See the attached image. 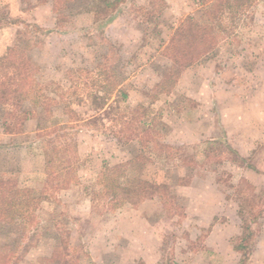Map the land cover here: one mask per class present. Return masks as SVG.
Here are the masks:
<instances>
[{
	"label": "rangeland",
	"instance_id": "rangeland-1",
	"mask_svg": "<svg viewBox=\"0 0 264 264\" xmlns=\"http://www.w3.org/2000/svg\"><path fill=\"white\" fill-rule=\"evenodd\" d=\"M4 1L21 23L0 27V54L23 23L40 26L29 54L55 101L15 133L0 107V174L49 196L29 215L0 218V264H264V0L225 31L208 20L215 0H127L109 22L95 11L102 0ZM189 18L216 43L161 91L172 37ZM102 63L115 91L71 98L76 76ZM55 127L67 132L58 141L75 180L64 156L47 165L50 139L39 133ZM106 170L149 192L113 205L98 182ZM245 223L246 256L235 247Z\"/></svg>",
	"mask_w": 264,
	"mask_h": 264
},
{
	"label": "trees",
	"instance_id": "trees-1",
	"mask_svg": "<svg viewBox=\"0 0 264 264\" xmlns=\"http://www.w3.org/2000/svg\"><path fill=\"white\" fill-rule=\"evenodd\" d=\"M71 1L72 0H54V7L58 9L59 5L57 4ZM126 1L127 0H102L97 5V9L95 7L97 14L104 15L99 21L105 20L109 22L112 17H114L116 9L121 8V3ZM161 1L163 3L161 7H164L165 0ZM257 1L258 0H215L209 7L207 6L212 9L208 11V16H210L208 20L224 31L229 25L234 28L242 22V19L246 16L244 15L246 10ZM149 2V5L154 4L155 6L158 5L159 1L150 0ZM203 12L206 13L207 9ZM19 23H21L19 17L9 14L6 2L0 0V27L5 28L6 26H12L13 24L17 25ZM23 24L25 28L23 30H17L14 42L9 44L5 51L0 54V107L3 112V127L6 132L9 133L22 131L25 122L33 117V114H35V111L38 109L46 107L45 109L50 112V109H48L49 103L55 101L52 98H47V96L43 95L41 92L40 83L35 77L38 66L31 59L29 54L30 50L41 40L39 36L41 32L38 33L39 30L41 31V27L37 25L31 26L28 23ZM30 27L33 29H30ZM214 40L215 37L210 27L202 25L195 18H189L180 24L176 35L174 34L171 40V44L173 47L175 46V51H173V55H171L172 64L164 73L162 80L158 82L157 87L159 90L163 91L166 86H174L183 68L192 64L199 56H202L212 49L216 43ZM194 44L199 46L201 51H199L197 57L194 55L190 58L194 50ZM74 86L76 89L71 93V98H75V100L79 98V101L82 102V96L84 95L78 89H83L84 91L89 90L91 93L90 89L92 86H95L111 94L118 87L117 81L112 75L107 63L99 64L95 68L87 69L85 73L82 72L79 76L77 75L76 79H74ZM121 93L124 97L127 96V93ZM46 101L49 102L46 103ZM71 102L74 101L71 99L69 103H66L65 110H67V112L68 110L73 111ZM27 103L30 105L28 109ZM66 134L67 132L65 130H60L55 127L51 130V133L46 134L41 132L39 136H48L50 139V142L46 145L47 151L45 152L49 168L50 166H54L56 154L64 156L66 163L63 165L64 172H62L65 174L67 180L72 181V179L75 180L77 177L76 169L72 166V163L69 164L71 160L67 157L65 143L58 141L61 136H65ZM110 171L111 170H106L102 172L98 177V182L103 185L104 192L110 196V202L113 203V205H123L132 196L144 192L142 191L143 189L146 190L145 192H149L146 188L147 182L138 181L131 184H124L116 173L114 174ZM154 186H156V188H154L155 190L164 187L163 184L158 183H155ZM147 193H144V196H146ZM46 198H49V196L46 194L38 195L37 191L33 189L19 186L18 182L9 175L0 174L1 220L11 222L17 217H23L25 214L29 215L38 207L39 202ZM241 215H243L242 211ZM251 229L252 228L246 225L243 235H240L235 241V247L237 249L239 248V250L242 249L241 251L244 256L247 255L244 249L248 247L247 241Z\"/></svg>",
	"mask_w": 264,
	"mask_h": 264
}]
</instances>
